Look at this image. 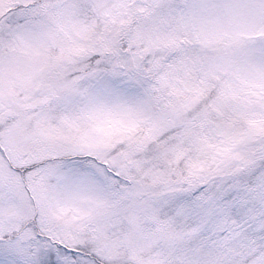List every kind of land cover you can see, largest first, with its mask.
I'll use <instances>...</instances> for the list:
<instances>
[{"label": "snow or ice", "instance_id": "6c2138e0", "mask_svg": "<svg viewBox=\"0 0 264 264\" xmlns=\"http://www.w3.org/2000/svg\"><path fill=\"white\" fill-rule=\"evenodd\" d=\"M0 264H264V0H0Z\"/></svg>", "mask_w": 264, "mask_h": 264}]
</instances>
